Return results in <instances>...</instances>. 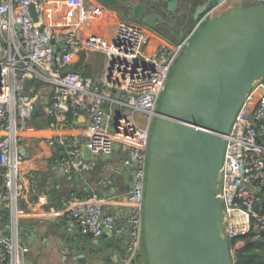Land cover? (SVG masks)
Segmentation results:
<instances>
[{"label":"built area","instance_id":"obj_1","mask_svg":"<svg viewBox=\"0 0 264 264\" xmlns=\"http://www.w3.org/2000/svg\"><path fill=\"white\" fill-rule=\"evenodd\" d=\"M251 4H264V0L211 1L192 34L175 42L137 19L116 16L115 11L113 18L105 19L106 34L87 29L88 23L101 21L108 11L101 0H0V223L1 212L9 211L16 228L19 213L44 199L39 173L25 167L24 135L42 103L52 124L71 131L49 140L65 174L93 170L100 159L116 152L124 155L125 167L132 172L125 222L104 212L103 198L97 193L63 203L82 235L101 236L106 229H112L118 239L126 235L128 254L123 264L131 263L146 248L151 129L169 73L207 20L230 7ZM53 11L61 15L60 25L49 21ZM82 52L104 55L99 75L69 68ZM82 123L86 132L74 131ZM85 147L92 157L85 156ZM219 179L223 237L235 264L237 251L247 239L264 240V83L260 80L245 95L225 135ZM15 235L0 232V264H23Z\"/></svg>","mask_w":264,"mask_h":264},{"label":"water","instance_id":"obj_2","mask_svg":"<svg viewBox=\"0 0 264 264\" xmlns=\"http://www.w3.org/2000/svg\"><path fill=\"white\" fill-rule=\"evenodd\" d=\"M145 8L135 5L133 18L150 25L155 18L164 20L145 15ZM207 8L200 6L195 19ZM31 10L36 17L34 6ZM263 76L264 4L230 7L185 51L151 136L144 215L149 264H233L219 197L225 135L245 95ZM84 154L92 157L88 147Z\"/></svg>","mask_w":264,"mask_h":264},{"label":"crops","instance_id":"obj_3","mask_svg":"<svg viewBox=\"0 0 264 264\" xmlns=\"http://www.w3.org/2000/svg\"><path fill=\"white\" fill-rule=\"evenodd\" d=\"M111 13L108 6L103 19L88 23L87 29H100L106 34L108 31L104 23L108 17L113 18ZM60 16L58 11H53L49 21L54 26L60 25ZM112 28L113 24L110 25ZM80 57L69 66L70 69H77L87 76L99 75L103 71L100 69L96 74H89L80 65ZM260 81L264 83V76ZM37 111L38 114L24 130L28 142L25 167L34 168L39 173L44 199L19 213L16 228L10 215L11 221L7 225L2 222L0 232L16 234L23 264H71L85 260L88 264H123L128 254L127 236L115 238L112 229H106L101 236L82 235L66 214L63 202L75 196L88 197L97 193L103 198L104 212L113 213L119 221L125 222L130 212L127 196L132 187V172L129 168L126 170L124 155L116 152L120 157L114 153L100 159L93 170L82 174H65L59 166L56 149L49 144V140L60 139L71 134V131L52 124L54 121L45 114L42 103ZM81 122H85L84 117ZM84 126L82 123L74 131L85 133ZM129 264H149L146 248Z\"/></svg>","mask_w":264,"mask_h":264},{"label":"flooded vegetation","instance_id":"obj_4","mask_svg":"<svg viewBox=\"0 0 264 264\" xmlns=\"http://www.w3.org/2000/svg\"><path fill=\"white\" fill-rule=\"evenodd\" d=\"M112 5H118L120 12L127 17L133 18V10L138 3L146 4L145 15L157 14L160 18L154 19V24L150 25L144 21L143 18L137 19L145 23L152 31L159 36L178 41L192 34V30L196 23V13L200 6H209L211 1L208 0H177L176 5L172 8L170 6L173 0H161L155 2L154 0H112ZM201 16V15H200Z\"/></svg>","mask_w":264,"mask_h":264},{"label":"rangeland","instance_id":"obj_5","mask_svg":"<svg viewBox=\"0 0 264 264\" xmlns=\"http://www.w3.org/2000/svg\"><path fill=\"white\" fill-rule=\"evenodd\" d=\"M133 2H136L137 0H132ZM214 4V2H213ZM108 6L110 7V9L114 12H116L118 14V17L120 18H126V19H129L131 21H135L136 19H132L130 17H127L125 14L121 13L120 12V8L118 5L114 4V6L112 5V3H109ZM218 16V15H216ZM138 22V21H136ZM210 22V20H207L200 28L199 30L196 32V34L192 37L191 39V42L197 37V35L201 32V30ZM87 31L84 32V34H86ZM183 39V38H182ZM181 40V39H180ZM172 41V40H171ZM179 41V40H178ZM177 42V41H175ZM188 49V47L186 48V50ZM184 50L179 56L178 58L176 59L170 73H169V78L167 80V86L178 66V64L180 63L185 51ZM89 58V59H88ZM79 63L80 65L82 66V68H84L83 70L87 71L89 74L93 75V74H96L97 72L102 71L104 69V65H105V57L103 54H99V53H91V52H82L81 53V57L79 59ZM165 91L162 92V94L160 95V98H159V101H158V109L160 108V105H161V102H162V99H163V95H164ZM41 108H43V106H41ZM155 121H156V118L155 120L153 121V124H152V129L151 131L153 132V129H154V125H155ZM151 132V133H152ZM116 157H120V155L118 153H115ZM126 170H128V168H126ZM1 214L3 215V225H7L8 222H10V213L9 211H2ZM0 226H2V224L0 223Z\"/></svg>","mask_w":264,"mask_h":264},{"label":"trees","instance_id":"obj_6","mask_svg":"<svg viewBox=\"0 0 264 264\" xmlns=\"http://www.w3.org/2000/svg\"><path fill=\"white\" fill-rule=\"evenodd\" d=\"M235 264H264V240L247 239L237 251Z\"/></svg>","mask_w":264,"mask_h":264}]
</instances>
